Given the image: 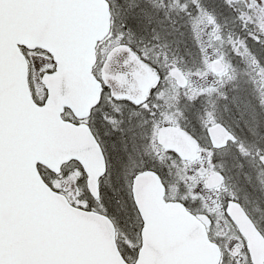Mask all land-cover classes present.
Masks as SVG:
<instances>
[{
  "label": "snow or ice",
  "instance_id": "obj_1",
  "mask_svg": "<svg viewBox=\"0 0 264 264\" xmlns=\"http://www.w3.org/2000/svg\"><path fill=\"white\" fill-rule=\"evenodd\" d=\"M218 7L0 0V264H195L154 236L172 213L204 217L210 233L204 200L216 193L241 242L208 235L217 264H264V223L249 208L264 202V0ZM185 35V55L170 56ZM54 75L58 91L45 82ZM206 172L219 187H205Z\"/></svg>",
  "mask_w": 264,
  "mask_h": 264
},
{
  "label": "water",
  "instance_id": "obj_2",
  "mask_svg": "<svg viewBox=\"0 0 264 264\" xmlns=\"http://www.w3.org/2000/svg\"><path fill=\"white\" fill-rule=\"evenodd\" d=\"M45 82L55 91L59 90L60 77L54 75L45 77ZM66 156L52 158V163L58 166ZM208 179L209 186L219 182L215 174ZM152 195H145L150 199ZM231 214L237 221L238 228L250 241L256 239L255 231L249 224V228L244 225L240 213L235 209H230ZM161 228L154 236V244L160 251L166 255L179 257L188 261H194L195 264H217L219 259V249L207 241V232L204 226L191 217L185 218L179 213L165 215L161 220ZM258 253L264 255V244L258 247Z\"/></svg>",
  "mask_w": 264,
  "mask_h": 264
},
{
  "label": "flooded vegetation",
  "instance_id": "obj_3",
  "mask_svg": "<svg viewBox=\"0 0 264 264\" xmlns=\"http://www.w3.org/2000/svg\"><path fill=\"white\" fill-rule=\"evenodd\" d=\"M170 39H172V38H170ZM175 45L176 44H173L172 47L169 49V55L178 57L177 54L179 53V46L176 47L177 45L176 46ZM168 139H169L170 144H173V145L179 144L186 156L197 155L196 146L188 137L183 136V135H174V136H169ZM212 174L213 173H211V172H206V173L201 174V177H200V178L205 180V187L208 188L210 191L215 189L216 187H219V182L215 185H211V186L207 185L208 179H211L210 176ZM173 187H175L174 184H173ZM228 188H229L230 192H232V191L237 192L241 196V198H243L245 195V193L241 190V185L239 183H237L236 180H229L228 181ZM161 191H163V190H161ZM143 192L145 195H152V193L154 192V186L151 185V183L146 184L143 188ZM169 192L173 196L177 195V193L171 191V188L169 189ZM222 195H223V193H216V194L212 195L211 198H208L207 196H205L204 203L207 205V210L209 212L214 213L216 216V222L211 226V228H212L211 232L210 233L208 232L209 225H208L207 220L204 217H199L198 221L204 226V228L207 232V235H214V236L218 237V239L220 241H222L224 245H228L227 242L230 240V238L234 237L233 240H236V244L233 246V248H234V250H239V248L241 246V242L235 236V233L232 229L231 224H229L224 219L223 214H222V210H221L220 205H219V199ZM197 206H199V205H197ZM249 208L253 212L255 218L259 222L264 223V202H256L253 200L250 203ZM241 219L243 220L244 225L247 228H249V223L246 220V218L241 216ZM237 228H238V225H237Z\"/></svg>",
  "mask_w": 264,
  "mask_h": 264
},
{
  "label": "rangeland",
  "instance_id": "obj_4",
  "mask_svg": "<svg viewBox=\"0 0 264 264\" xmlns=\"http://www.w3.org/2000/svg\"><path fill=\"white\" fill-rule=\"evenodd\" d=\"M203 3L205 4V6H207L208 8H209V10H211V9H213V8H216V10L218 11V12H220V9H219V7H218V5L220 4V0H203ZM222 15H226V13H222ZM173 39V38H172ZM175 39H177V40H181L182 42L179 44V45H175L176 47H178L179 46V53L177 54L178 55V57H181V56H184L185 55V50H186V47L187 46H190V39H189V37L187 36V35H185L184 37H179V36H176L175 37ZM39 94L40 95H43V92H42V90H39ZM208 198H211L212 197V195H206ZM233 238L234 237H232V238H230V240L227 242V244L228 245H230L231 244V242L233 241ZM234 245H232V247H233Z\"/></svg>",
  "mask_w": 264,
  "mask_h": 264
},
{
  "label": "trees",
  "instance_id": "obj_5",
  "mask_svg": "<svg viewBox=\"0 0 264 264\" xmlns=\"http://www.w3.org/2000/svg\"><path fill=\"white\" fill-rule=\"evenodd\" d=\"M230 28H231V25L229 24L228 30H230ZM179 54H180V53H179Z\"/></svg>",
  "mask_w": 264,
  "mask_h": 264
}]
</instances>
